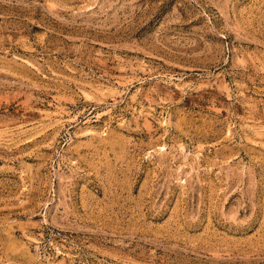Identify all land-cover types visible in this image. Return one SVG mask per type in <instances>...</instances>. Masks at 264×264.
<instances>
[{"label": "rangeland", "instance_id": "374dc122", "mask_svg": "<svg viewBox=\"0 0 264 264\" xmlns=\"http://www.w3.org/2000/svg\"><path fill=\"white\" fill-rule=\"evenodd\" d=\"M0 264H264V0H0Z\"/></svg>", "mask_w": 264, "mask_h": 264}]
</instances>
